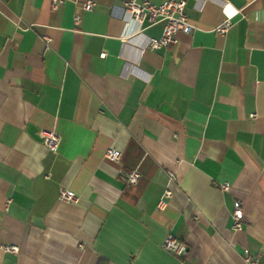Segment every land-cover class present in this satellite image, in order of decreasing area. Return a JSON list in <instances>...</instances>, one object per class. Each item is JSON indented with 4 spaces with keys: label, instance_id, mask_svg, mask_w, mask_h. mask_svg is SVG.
<instances>
[{
    "label": "crops",
    "instance_id": "0c3cea01",
    "mask_svg": "<svg viewBox=\"0 0 264 264\" xmlns=\"http://www.w3.org/2000/svg\"><path fill=\"white\" fill-rule=\"evenodd\" d=\"M83 1L0 0V264H264V0H188L192 30L153 49L161 21Z\"/></svg>",
    "mask_w": 264,
    "mask_h": 264
},
{
    "label": "built area",
    "instance_id": "2783aa9c",
    "mask_svg": "<svg viewBox=\"0 0 264 264\" xmlns=\"http://www.w3.org/2000/svg\"><path fill=\"white\" fill-rule=\"evenodd\" d=\"M65 0H52V8H55L59 3ZM76 2L77 0H73ZM188 0H162L160 3L155 4L149 0H125L123 2V12L127 17V20H133L137 26L138 31L141 28L143 22L147 24H155L159 21L162 22L161 33L158 37H149L147 41V47L158 48L161 46H169L175 42L174 35L181 31L188 33L192 30L193 26L189 23L185 7ZM93 0H84L81 4L85 10H90L93 6ZM78 20V16H75V21ZM231 23L230 17H226L220 24L215 27L218 33H224ZM48 44L49 39L46 36L42 37ZM38 135L41 142L50 150L56 151L59 144V136L52 130L42 128L39 130ZM105 157L109 160H117L120 156V151L108 147L104 153ZM168 181L173 182L176 179L175 172L172 170L166 171ZM140 174L136 168L129 170L126 173L125 182L128 184H134L138 181ZM221 190H228L229 185L227 183L219 184ZM171 196V191L168 188H164L161 197L158 201L157 207L162 208L165 206L167 199ZM58 198L65 202H74L77 198L76 194L67 188L61 187L58 191ZM242 216V209L240 202H236L232 212L233 227L239 228L240 219ZM161 247L176 257H183L186 252V245L183 241L176 238L173 234L168 233L164 236L161 242ZM5 250L16 252L17 247L15 245H5ZM245 264H257V255L252 254L248 250L243 254ZM180 264H183V260L180 259Z\"/></svg>",
    "mask_w": 264,
    "mask_h": 264
}]
</instances>
